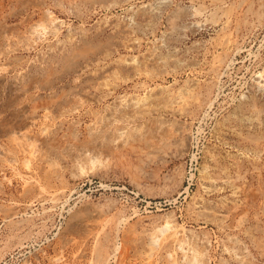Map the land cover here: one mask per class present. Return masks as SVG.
<instances>
[{
  "label": "rangeland",
  "instance_id": "374dc122",
  "mask_svg": "<svg viewBox=\"0 0 264 264\" xmlns=\"http://www.w3.org/2000/svg\"><path fill=\"white\" fill-rule=\"evenodd\" d=\"M0 159V264H264V0H0Z\"/></svg>",
  "mask_w": 264,
  "mask_h": 264
},
{
  "label": "bare ground",
  "instance_id": "6f19581e",
  "mask_svg": "<svg viewBox=\"0 0 264 264\" xmlns=\"http://www.w3.org/2000/svg\"><path fill=\"white\" fill-rule=\"evenodd\" d=\"M51 14L50 15H47V17L49 18V19H52L51 17ZM46 17V18H47ZM54 20V19H53ZM50 117V116H49ZM28 118V117H27ZM26 123V122H25ZM25 123H23L24 125H25ZM26 124H29L28 122L26 123ZM24 127V126H23ZM26 127V126H25ZM20 132V131H19ZM18 133V132H17ZM29 133V132H28ZM19 134V135H18ZM18 134H16V135H18V138L16 137V140H14V141H16V144L14 145V146H16V145H21L20 147L22 148V143L20 144V141L22 140H24V142H26L27 143V145H28V148L29 149H31L30 147H32V146H29L30 144H32L33 145V141H34V139H32L33 141L31 142V141H29L30 140V137H29V135L27 134V132H25V131H23V132H21V133H18ZM15 135V136H16ZM30 136H31V134H30ZM19 138H21V140L19 141ZM18 141H19V143H18ZM14 143V142H13ZM34 143H36V141L34 142ZM19 145H18V147H19ZM36 145H38V144H36ZM25 146V145H24ZM36 148V147H35ZM19 149V148H18ZM22 149H24V147L22 148ZM37 149V148H36ZM20 150V149H19ZM38 150V149H37ZM24 151H25V149H24ZM23 151V152H24ZM33 152H34V149L32 150ZM36 151V150H35ZM6 154V153H5ZM7 155H9V154H7ZM4 157V156H3ZM6 159H7V157H6ZM1 160V159H0ZM14 160V159H13ZM6 162H7V160H5ZM12 162V164H13V162L14 161H11ZM10 165V164H9ZM27 165V164H26ZM171 237H174V236H171ZM156 247V246H155ZM159 248V247H158ZM151 248H149L148 250H150ZM152 249H153V247H152ZM149 252H151V250L149 251ZM148 252V256L149 257H151L150 256V253ZM152 253V252H151ZM59 261V260H58ZM135 261V260H134ZM146 261V260H145ZM173 262V261H172ZM146 263V262H145ZM147 263H149V262H147ZM170 264V263H169ZM173 264V263H172Z\"/></svg>",
  "mask_w": 264,
  "mask_h": 264
}]
</instances>
